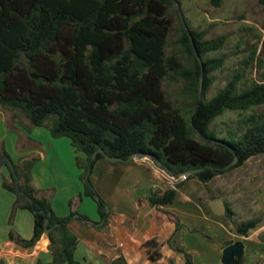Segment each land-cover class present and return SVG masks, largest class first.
Returning <instances> with one entry per match:
<instances>
[{
  "label": "trees",
  "instance_id": "16d2710c",
  "mask_svg": "<svg viewBox=\"0 0 264 264\" xmlns=\"http://www.w3.org/2000/svg\"><path fill=\"white\" fill-rule=\"evenodd\" d=\"M176 1L180 0H0V106L27 117V130L44 126L54 137L71 139L76 152L83 154L76 158L83 169V194L97 202L102 219L108 216L107 202L92 174L87 177L92 156L100 148L124 159L136 153L150 155L176 174L199 170L190 177L204 183L264 153V112L240 119L225 135L213 127L228 110L263 105L264 80L241 89L239 72L207 99L215 80L212 72L225 62L208 54L221 49L227 36L206 38L205 30L185 24ZM259 1L264 7V0ZM171 8L180 17L181 49L169 54ZM173 83L183 84L179 100L167 89ZM236 156L239 161L227 168ZM38 159L32 155L14 161L3 143L0 147V169H9L3 186L16 196L10 224L18 209L34 214L33 236L24 238L11 228L10 238L24 247L34 246L47 233L49 218L53 260L38 264H84L75 257L78 237L68 226L74 212L57 215L50 198L33 183ZM101 159L108 160L99 152L93 169ZM180 185L153 189L150 202L172 205ZM226 204L225 215L232 218L234 210ZM260 222L250 218L236 222V228L249 236ZM179 227L178 222L173 245L185 264H196L180 244ZM146 245L153 261L162 257L156 238Z\"/></svg>",
  "mask_w": 264,
  "mask_h": 264
},
{
  "label": "crops",
  "instance_id": "0c3cea01",
  "mask_svg": "<svg viewBox=\"0 0 264 264\" xmlns=\"http://www.w3.org/2000/svg\"><path fill=\"white\" fill-rule=\"evenodd\" d=\"M18 117L14 111L0 106V144L5 142V148L14 161L24 156L39 155L33 168V183L41 195L50 198L57 215L69 216L74 212L68 226L78 237L75 257L84 264H185L184 255L176 251L172 242L178 222L182 232L180 244L188 252L187 230L201 232L207 224L208 231L213 232L207 234L209 241L219 246L220 264H224V247L232 242L242 240L245 243L244 256L249 253L246 238L234 226L235 214L232 218L225 214L216 215L211 209L210 200L224 199V196L211 194L207 187L210 181L204 183L197 177H189L181 183L172 205L151 203L149 196L153 189L164 190L171 186L166 178H160L165 176L158 170L157 162L155 166L145 159L120 162L101 159L96 163L91 178L110 212L107 222L89 224L81 215L95 222L103 219L97 202L83 194V169L76 160L78 155L83 154L76 152L69 137H54L44 126L28 131L25 126L29 122ZM4 175L8 176L9 172L3 166L0 170V263L51 262L53 253L47 233L31 247H24L10 238L11 228L24 238H31L34 234V214L28 209H18L13 225L10 224L16 196L3 186ZM80 195L82 198H79ZM71 200H74L73 204ZM178 200L183 202L181 207L175 206ZM218 229L222 231L221 236ZM238 236L243 239H237ZM152 238L157 239L162 253L157 261L150 258L146 245ZM251 240L254 246L259 244L254 238Z\"/></svg>",
  "mask_w": 264,
  "mask_h": 264
},
{
  "label": "rangeland",
  "instance_id": "374dc122",
  "mask_svg": "<svg viewBox=\"0 0 264 264\" xmlns=\"http://www.w3.org/2000/svg\"><path fill=\"white\" fill-rule=\"evenodd\" d=\"M177 2L176 8L179 7L189 26L205 30L206 38L227 36L221 49L208 54L210 57H223L225 62L222 67L212 72L215 80L205 95L207 99L211 98L239 72L243 74V79L239 83L241 89L254 81L264 80V7L259 0H221V4L215 3L214 0H180ZM169 16L173 21L168 36V53L170 54L181 49L179 43L181 23L175 9H170ZM182 86V83H173L168 84L167 89L173 98L179 100ZM262 112H264V104L247 111L228 110L217 117L213 127L221 135H225L227 129H234L240 119L252 113ZM17 119L29 122L24 115H19ZM7 170L9 172L8 168ZM207 187L211 194L223 195L233 208L235 227L236 222L250 218L261 219L259 226L250 230L249 236L241 235L246 238V245L250 247V251L243 256L240 264H264V153L251 157L240 167L216 176ZM182 205L183 202L179 200L175 203L176 207ZM208 227L206 224L201 232L187 230V247L196 264H220L221 261L219 246L209 241L207 236L213 233L212 230L208 231L210 229ZM218 231L220 235L222 231L219 229ZM181 233L179 231L180 235ZM241 236L237 239H243ZM251 238L259 244L255 246L251 244Z\"/></svg>",
  "mask_w": 264,
  "mask_h": 264
},
{
  "label": "water",
  "instance_id": "95a60500",
  "mask_svg": "<svg viewBox=\"0 0 264 264\" xmlns=\"http://www.w3.org/2000/svg\"><path fill=\"white\" fill-rule=\"evenodd\" d=\"M175 4L178 5V2L176 1ZM179 12L180 9L179 7H177ZM181 18L183 20V22L186 24L185 19L183 18L182 13L180 12ZM187 26V25H186ZM203 78L201 80V86H200V90H199V99L201 100L203 98ZM197 110V106L195 108V111ZM201 136L203 138H205L206 140H208V138L203 135L202 133H200ZM212 142H215L216 140H211ZM101 152L103 153L106 158L108 160H110L111 162H117V161H131L134 159H145V160H149V161H153L154 159L150 156V155H141V154H133L131 155L128 159H124L122 157H117V156H110L108 155L105 150L103 148L98 149L97 151L94 152L93 156H92V160L95 159L98 155V153ZM6 160H9L8 158H6ZM90 161L89 163V170H88V174L87 177L90 178V175L92 174L93 171V161ZM10 161V160H9ZM239 161V158L236 156L235 159L227 166V168H229L230 166L236 164ZM157 164L160 167H163V164L160 161H156ZM199 170H190V171H186L189 172L190 174L195 173ZM172 173V172H171ZM176 174V173H174ZM16 186H17V190L21 191L19 185H18V181L16 182ZM98 198V196H97ZM209 205L211 207V209L213 210V212L216 215H224L227 212V204L225 202L224 199L222 198H217V199H212L209 202ZM107 214H109L110 212V207L107 205ZM107 219V216L101 221V222H95L89 219H85L89 224H93V225H99L105 222V220ZM49 223H50V219L47 218L46 219V232L49 233L52 228L49 227ZM244 251H245V243L242 240H238L235 242H232L230 244H228L226 247H224L223 249V253H222V262L224 264H240L242 262L243 256H244Z\"/></svg>",
  "mask_w": 264,
  "mask_h": 264
},
{
  "label": "built area",
  "instance_id": "2783aa9c",
  "mask_svg": "<svg viewBox=\"0 0 264 264\" xmlns=\"http://www.w3.org/2000/svg\"><path fill=\"white\" fill-rule=\"evenodd\" d=\"M152 163L156 166V161L155 160H153ZM158 170L164 174L162 176H165V177H160V178L161 179L162 178H164V179L166 178L169 181V184H170L171 188H177V186L179 184H181L182 182L186 181L190 177V173L189 172H183V173H180V174H174V173L169 172L167 169H165L163 167H159V166H158Z\"/></svg>",
  "mask_w": 264,
  "mask_h": 264
}]
</instances>
